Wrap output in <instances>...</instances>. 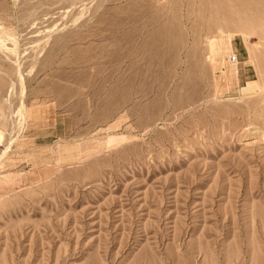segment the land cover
Here are the masks:
<instances>
[{
	"label": "rangeland",
	"instance_id": "1",
	"mask_svg": "<svg viewBox=\"0 0 264 264\" xmlns=\"http://www.w3.org/2000/svg\"><path fill=\"white\" fill-rule=\"evenodd\" d=\"M0 264H264V0H0Z\"/></svg>",
	"mask_w": 264,
	"mask_h": 264
},
{
	"label": "bare ground",
	"instance_id": "2",
	"mask_svg": "<svg viewBox=\"0 0 264 264\" xmlns=\"http://www.w3.org/2000/svg\"><path fill=\"white\" fill-rule=\"evenodd\" d=\"M235 39L236 38H234L232 36H229L227 34H223V35H220L219 38L214 40L212 42V44L210 42V44H211L210 52H209L210 53L209 54L210 61L212 62V65L215 67V69H218L220 71L221 78H224L222 71L226 72V77L229 81L232 78V76H233L232 74H234V72H233L232 68L226 67L222 60L224 58L228 57L231 54V52H233V46H234L233 40H235ZM241 42L243 44L244 41L241 40ZM243 47H244V45H243ZM217 65L219 66V68L217 67ZM234 68H235L234 71H236V76L239 79L238 61L236 62V66ZM253 81H255V79L246 80V85L252 83Z\"/></svg>",
	"mask_w": 264,
	"mask_h": 264
},
{
	"label": "built area",
	"instance_id": "3",
	"mask_svg": "<svg viewBox=\"0 0 264 264\" xmlns=\"http://www.w3.org/2000/svg\"><path fill=\"white\" fill-rule=\"evenodd\" d=\"M230 61L231 62H237L238 61V57L236 54H232L231 57H230Z\"/></svg>",
	"mask_w": 264,
	"mask_h": 264
}]
</instances>
